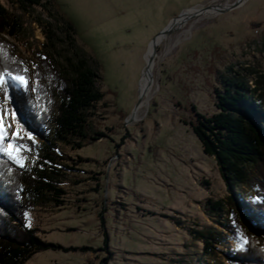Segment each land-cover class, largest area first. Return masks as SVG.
Masks as SVG:
<instances>
[{
  "label": "rangeland",
  "instance_id": "1",
  "mask_svg": "<svg viewBox=\"0 0 264 264\" xmlns=\"http://www.w3.org/2000/svg\"><path fill=\"white\" fill-rule=\"evenodd\" d=\"M0 1L16 9L25 24V49L18 53L31 75L37 50L65 68L67 58L83 57L100 76L96 86L106 93L89 129L90 134L103 130L105 136L68 150L87 158L81 165L85 173L73 176L84 180L68 184L64 205L27 213V224L56 247L36 251L25 264H103L104 259L108 264H169L168 256L180 252L184 264H229L224 253L238 247L230 236L217 246L218 254L205 257L196 256L198 248L187 234L210 225L224 231L205 210L206 200L230 194L214 158L204 153L188 122L195 119L192 106L206 115L217 111L216 92L225 76L253 70L251 86L254 72L264 80V0L190 16L166 36L157 46L149 101L131 121L152 38L184 9L226 6L235 0H53L51 14L40 8L22 12L10 0ZM65 22L75 30L73 45L62 31ZM46 25L56 33L55 47L47 45ZM12 82L7 80V97L0 88L5 133L0 148H7L16 133ZM240 190L250 193L245 186L234 192ZM81 246L96 252L72 249Z\"/></svg>",
  "mask_w": 264,
  "mask_h": 264
},
{
  "label": "trees",
  "instance_id": "2",
  "mask_svg": "<svg viewBox=\"0 0 264 264\" xmlns=\"http://www.w3.org/2000/svg\"><path fill=\"white\" fill-rule=\"evenodd\" d=\"M52 1L10 0L22 12L40 8L49 14ZM61 28L73 45V26L65 22ZM24 31L25 24L16 9L10 10L0 1V72L12 73L7 76L11 81L19 75L31 82L28 91L14 82L17 113L12 122L18 135L10 137L11 144L30 159L25 167H20L0 151V264H25L36 251L56 247L41 240L37 228L27 224V213L45 205H64L68 184L77 185L84 180L73 176L85 173L81 165L87 160L68 150L81 148L87 139L105 136L100 129L89 133L97 105L106 94L96 86L100 77L96 69L83 57L67 58L65 68L52 55L37 50L33 74L25 73V60L18 53L21 47L25 49ZM44 34L47 45L55 47L57 37L51 25L44 26ZM251 71L225 76L221 90L216 92L217 111L206 115L192 106L195 119L188 122L204 153L214 158L230 194L227 199L208 198L205 207L226 231L210 225L200 230L192 228L187 234L198 248L196 256L205 257L218 254L217 246L230 236L238 247L224 253L229 264H264V80L259 72H254L257 78L251 86ZM244 186L250 193L236 192ZM99 217L104 227L103 210ZM174 223L183 222L176 219ZM104 235L107 248L106 230ZM72 249L96 252L91 246ZM177 255L168 256L169 259L165 256V263L168 259L169 264H184L185 256L179 259ZM104 261L108 264L107 259Z\"/></svg>",
  "mask_w": 264,
  "mask_h": 264
},
{
  "label": "bare ground",
  "instance_id": "3",
  "mask_svg": "<svg viewBox=\"0 0 264 264\" xmlns=\"http://www.w3.org/2000/svg\"><path fill=\"white\" fill-rule=\"evenodd\" d=\"M206 7L207 6L205 5H201V6H194L185 9L182 16L179 19H177L176 22L174 23L176 30L181 28L184 25V23L190 18V16L201 17V16H210L212 14H215L216 11L214 8L207 9ZM165 38L166 36L164 35L158 36L156 40L150 44L149 49L145 55L147 65L140 80V85H139L140 103L134 113V117L136 119H138L139 112L142 110L143 106L148 103L152 92L153 69L155 65V57L157 55L153 53L154 46L157 47L160 43L164 41ZM151 57H153L152 61H151Z\"/></svg>",
  "mask_w": 264,
  "mask_h": 264
},
{
  "label": "snow or ice",
  "instance_id": "4",
  "mask_svg": "<svg viewBox=\"0 0 264 264\" xmlns=\"http://www.w3.org/2000/svg\"><path fill=\"white\" fill-rule=\"evenodd\" d=\"M27 71L28 69H24L25 73H27ZM7 76H12V73L6 71L0 72V88H2L5 91L6 97H7V79H6ZM13 79L20 82L25 91L29 90V86L31 82L26 78V76L17 75V76H13ZM4 134L5 133L2 125V117H0V139L3 138ZM15 135H18V133H16ZM0 151L5 152L9 156V158L12 159L15 163H17L20 167H25V162L27 158L21 154V149L18 148L17 146L13 144H9L7 148H0ZM257 202L260 203L261 201H257ZM244 243L246 244L247 241L245 240ZM240 249L241 250L244 249L243 244L240 246Z\"/></svg>",
  "mask_w": 264,
  "mask_h": 264
},
{
  "label": "water",
  "instance_id": "5",
  "mask_svg": "<svg viewBox=\"0 0 264 264\" xmlns=\"http://www.w3.org/2000/svg\"><path fill=\"white\" fill-rule=\"evenodd\" d=\"M244 2V0H235L232 4L230 5H226V6H222V5H207V9L209 8H214L215 9V13H223V12H226V11H229V10H232L236 7H238L239 5H241L242 3ZM185 10V9H184ZM184 10L181 11L177 16H175L174 18H172L169 23L163 28L161 29L153 38L152 40L150 41L149 45L154 42L156 40V38L160 35H164V36H168L169 34H171L175 29L176 27L174 26V23L176 22L177 19H179L182 14L184 13ZM149 47V46H148ZM157 52V47L154 46V51L153 53L156 54ZM153 60V57H151V61ZM147 62V61H146ZM140 103V97L135 105V107L133 108L132 112L130 113V116H129V121L133 120L134 118V113H135V110L137 109L138 105Z\"/></svg>",
  "mask_w": 264,
  "mask_h": 264
}]
</instances>
